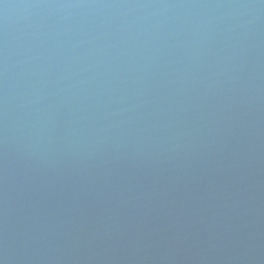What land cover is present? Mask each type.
I'll use <instances>...</instances> for the list:
<instances>
[{
	"label": "water",
	"instance_id": "water-1",
	"mask_svg": "<svg viewBox=\"0 0 264 264\" xmlns=\"http://www.w3.org/2000/svg\"><path fill=\"white\" fill-rule=\"evenodd\" d=\"M0 264H264V0H0Z\"/></svg>",
	"mask_w": 264,
	"mask_h": 264
}]
</instances>
